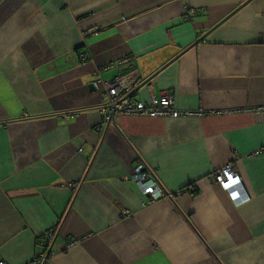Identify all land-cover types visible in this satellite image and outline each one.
Wrapping results in <instances>:
<instances>
[{
  "label": "crops",
  "instance_id": "0c3cea01",
  "mask_svg": "<svg viewBox=\"0 0 264 264\" xmlns=\"http://www.w3.org/2000/svg\"><path fill=\"white\" fill-rule=\"evenodd\" d=\"M97 75L217 112L105 121ZM263 147L264 0H0V262L51 229L44 264H264ZM229 161L243 201L211 178Z\"/></svg>",
  "mask_w": 264,
  "mask_h": 264
},
{
  "label": "built area",
  "instance_id": "2783aa9c",
  "mask_svg": "<svg viewBox=\"0 0 264 264\" xmlns=\"http://www.w3.org/2000/svg\"><path fill=\"white\" fill-rule=\"evenodd\" d=\"M85 52L81 53L80 56L84 57ZM131 57H123L116 62H111L104 65L100 70H107L112 66H121L128 63ZM129 76H117L110 80H103L97 75L95 84H102L108 95V99L103 104L102 112L105 117V121H109L112 115L115 114H126V115H141V116H204L211 115L217 111H206L201 109H185L175 106L174 99L168 93L161 94L160 96H150L147 101L137 99L133 96L135 87L138 86V79H131ZM264 152V147L254 150L251 154H261ZM222 188L228 190L234 199L243 201L246 198L243 193V187L241 178L237 171H235L233 161H229L219 169L215 170L210 174ZM134 182L140 189L141 194L148 199V202H154L161 198H169L172 194L168 193L162 183L157 178L155 172L145 161L142 159L138 161L132 174ZM51 253V252H50ZM47 249L41 251L36 258L31 260L28 264H44ZM0 264H4L3 261Z\"/></svg>",
  "mask_w": 264,
  "mask_h": 264
},
{
  "label": "water",
  "instance_id": "95a60500",
  "mask_svg": "<svg viewBox=\"0 0 264 264\" xmlns=\"http://www.w3.org/2000/svg\"><path fill=\"white\" fill-rule=\"evenodd\" d=\"M204 36L200 37L203 38ZM131 66H128L126 68H123L122 70H125V69H129ZM148 79H145V81L143 82L144 84L147 83ZM140 86H138L134 91H137L139 89ZM56 238V235H55V232L51 229L47 230L44 232L43 234V247H44V250L47 249V254H46V257L49 256L50 252L53 250V247H54V240Z\"/></svg>",
  "mask_w": 264,
  "mask_h": 264
}]
</instances>
